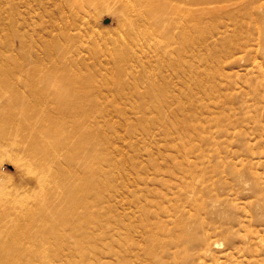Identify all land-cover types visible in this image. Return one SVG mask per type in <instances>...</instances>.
<instances>
[{
  "label": "rangeland",
  "instance_id": "obj_1",
  "mask_svg": "<svg viewBox=\"0 0 264 264\" xmlns=\"http://www.w3.org/2000/svg\"><path fill=\"white\" fill-rule=\"evenodd\" d=\"M59 6L0 0L10 264H264V0H186L185 32Z\"/></svg>",
  "mask_w": 264,
  "mask_h": 264
},
{
  "label": "bare ground",
  "instance_id": "obj_2",
  "mask_svg": "<svg viewBox=\"0 0 264 264\" xmlns=\"http://www.w3.org/2000/svg\"><path fill=\"white\" fill-rule=\"evenodd\" d=\"M177 1V4L175 3ZM197 2L198 0H193ZM60 8H63L70 15L76 16L81 15L83 19L90 17L92 11H97V9L104 3H118V11H115V14H118L122 10H137L138 22L141 24L148 25L151 30L159 31L165 29L166 27H171L182 32L186 31V22L188 15L185 11V2L186 0H59ZM105 9V8H104ZM32 11V10H31ZM68 16V15H67ZM123 23V19L120 20ZM168 39L171 41L176 39L175 34L168 36ZM72 38L68 39L70 42ZM149 40V39H147ZM168 44L167 47L169 48ZM162 48V47H161ZM60 50V49H59ZM72 51L69 49H61L59 51L60 57L71 55ZM109 52L110 55H118V59L123 55L122 52L118 51ZM77 81V88L82 89L84 97L75 101L72 99H66L64 97L59 98L61 103L69 104H78L80 101L86 103L91 96L90 91L88 90V82L84 79H75ZM73 89V90H74ZM69 91V90H68ZM68 91L65 92L68 93ZM3 182V181H2ZM44 201V200H43ZM35 205H40L39 201H33ZM43 203V202H41ZM45 203V201H44ZM20 210V216L25 218H31L34 214L33 211L28 209L23 201L17 200L12 195L10 188L7 185H0V264H10L12 260V255L10 254V247L7 245V241L11 238L12 230H15L12 224L11 212L13 208ZM54 230L53 227H49L46 230Z\"/></svg>",
  "mask_w": 264,
  "mask_h": 264
},
{
  "label": "water",
  "instance_id": "obj_3",
  "mask_svg": "<svg viewBox=\"0 0 264 264\" xmlns=\"http://www.w3.org/2000/svg\"><path fill=\"white\" fill-rule=\"evenodd\" d=\"M105 23L107 24V23H109V21L107 20V21H105Z\"/></svg>",
  "mask_w": 264,
  "mask_h": 264
}]
</instances>
